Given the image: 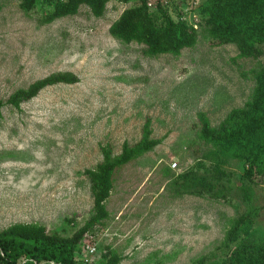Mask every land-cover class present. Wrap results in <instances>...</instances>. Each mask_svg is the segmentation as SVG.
<instances>
[{"label": "rangeland", "instance_id": "rangeland-1", "mask_svg": "<svg viewBox=\"0 0 264 264\" xmlns=\"http://www.w3.org/2000/svg\"><path fill=\"white\" fill-rule=\"evenodd\" d=\"M53 1L38 0V15ZM159 1L173 19L180 12L196 24L194 48L147 57L143 46L113 39L109 26L138 0H109L101 18L81 6L49 25L23 13L20 0H0V100L52 73L79 79L43 89L19 110L1 109L0 230L37 223L48 234L70 237L93 206L84 170L101 162L100 147L115 156L123 143H137L149 118L151 137L160 143L115 171L109 217L82 241L77 263L98 264L109 248L121 264H192L201 256L218 264L229 221L241 215L250 223L239 243L264 246V171L230 160L224 166L228 191L214 198L199 192L206 169L196 170L197 154L207 150L196 137L197 114L216 127L242 107L264 47L257 60L238 58L234 44L213 41L198 27L203 0ZM147 2L155 13L157 0ZM263 156L254 150L255 160ZM192 171L195 176L180 177Z\"/></svg>", "mask_w": 264, "mask_h": 264}, {"label": "trees", "instance_id": "trees-1", "mask_svg": "<svg viewBox=\"0 0 264 264\" xmlns=\"http://www.w3.org/2000/svg\"><path fill=\"white\" fill-rule=\"evenodd\" d=\"M128 3L129 0H118ZM109 0H54L50 10L38 15V0H20L19 8L27 15L37 16L40 25H49L61 18L75 16L81 6L88 7L91 15L101 18ZM147 0L122 11L108 28L109 35L122 44L136 43L143 46L142 54L147 57L160 55L179 56L182 50L192 49L197 43L198 31L189 25L182 13L173 19L161 6L155 4L151 13ZM1 10V5H0ZM198 27L211 40L218 43H232L238 50V58L257 60L264 47V0H203L197 7ZM196 25V24H195ZM254 87L247 101L240 108L232 109L225 118L212 127L204 113L197 114L199 123L196 137L207 150L197 154L196 170L206 169L198 177L201 193L214 198H224L228 191L223 185L228 180L224 166L230 160L242 161L248 171H264V156L254 159V150L264 151V62L256 70ZM79 81L71 72H56L31 83L25 89H18L5 101L3 107L20 109L22 103L35 98L45 88L64 84L73 85ZM141 137L130 146L123 143L121 152L113 156L109 147H100L102 160L94 169L83 174L90 183L93 206L89 218L70 237L56 233L48 234L43 225L37 223H15L0 230V264H78L77 255L82 241L104 225L109 213L106 202L113 189L115 171L131 161L152 151L160 140L151 137L150 119L146 118ZM207 164L208 167H205ZM193 171L180 177L194 175ZM195 176V175H194ZM248 216L241 215L229 221L219 250L224 257L218 264H264V246L239 243V235L247 233ZM122 258L108 248L98 264H121ZM88 262L84 259L83 264ZM91 264V263H90ZM192 264H210L205 256Z\"/></svg>", "mask_w": 264, "mask_h": 264}, {"label": "built area", "instance_id": "built-area-1", "mask_svg": "<svg viewBox=\"0 0 264 264\" xmlns=\"http://www.w3.org/2000/svg\"><path fill=\"white\" fill-rule=\"evenodd\" d=\"M150 5V4H149ZM194 28H196V25H193ZM174 167L176 166V164L173 165ZM87 249H89V253H92L95 249L94 247H89V246H86ZM47 264H54L53 262L51 261H48Z\"/></svg>", "mask_w": 264, "mask_h": 264}]
</instances>
